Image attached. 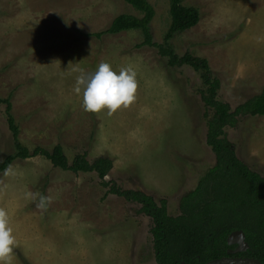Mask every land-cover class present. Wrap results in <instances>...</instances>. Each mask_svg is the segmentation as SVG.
I'll return each mask as SVG.
<instances>
[{"label":"rangeland","instance_id":"374dc122","mask_svg":"<svg viewBox=\"0 0 264 264\" xmlns=\"http://www.w3.org/2000/svg\"><path fill=\"white\" fill-rule=\"evenodd\" d=\"M154 42L168 28L169 1L148 0ZM199 11L197 24L169 43L205 57L220 82L218 98L231 110L264 86V0H183ZM140 13L123 0H0V98H9L20 143L32 150L59 144L69 161L111 159L105 177L137 189L179 214L180 198L215 158L205 143L206 112L198 72L169 67L139 30L100 38L87 34L111 19ZM101 62L137 73L135 101L111 115L84 111L75 78ZM237 157L264 177V116H240L224 129ZM14 152L0 104V160ZM94 172L73 173L37 155L16 159L0 173V209L16 244L11 264H154L151 219L137 203L108 194ZM50 197L46 209L39 197Z\"/></svg>","mask_w":264,"mask_h":264},{"label":"trees","instance_id":"16d2710c","mask_svg":"<svg viewBox=\"0 0 264 264\" xmlns=\"http://www.w3.org/2000/svg\"><path fill=\"white\" fill-rule=\"evenodd\" d=\"M140 13L136 16L120 13L107 27L87 34L100 38L126 30H139L142 40L136 46L154 47L169 67L186 65L198 72L202 87L198 89L206 112L205 143L212 151L215 162L197 180L193 189L179 201V214L169 215L166 202H156L150 195L137 189H122L105 179L112 168L108 157L98 156L89 161L85 153H77L68 160L59 144L50 150L35 147L29 150L18 138L19 129L11 112L9 98H0L4 105L5 121L11 133L14 152L0 160V173L16 159L43 156L52 166L73 173L94 172L99 184L112 194L128 202L137 203L139 211L151 219L150 234L154 264H204L209 260L230 255L226 238L230 232L241 229L248 249L234 256L253 257L264 263V177L250 169L236 155L233 144L224 129L234 127L240 116H264V86L257 93L239 103L233 110L218 98L220 82L215 78L205 57L184 52L178 55L169 40L178 32L195 26L199 11L185 6L183 0L169 1L170 22L163 41L152 39L150 22L155 11L148 0H123Z\"/></svg>","mask_w":264,"mask_h":264},{"label":"clouds","instance_id":"9594fccd","mask_svg":"<svg viewBox=\"0 0 264 264\" xmlns=\"http://www.w3.org/2000/svg\"><path fill=\"white\" fill-rule=\"evenodd\" d=\"M75 78L74 91H82V107L86 112L99 113L107 110L111 115L120 108L129 107L136 99L137 73L131 66L114 71L107 62H101L96 70L89 74L79 70ZM11 165L4 169V175H9ZM50 197L41 195L37 207L46 209ZM16 244L9 226L8 214L0 209V264H11V255Z\"/></svg>","mask_w":264,"mask_h":264},{"label":"water","instance_id":"95a60500","mask_svg":"<svg viewBox=\"0 0 264 264\" xmlns=\"http://www.w3.org/2000/svg\"><path fill=\"white\" fill-rule=\"evenodd\" d=\"M226 241L228 245H235L234 248L227 250V253L230 255L209 260L204 264H264L253 257L233 255L237 252H243L249 247L245 240V234L241 229H236L230 232L226 238Z\"/></svg>","mask_w":264,"mask_h":264}]
</instances>
